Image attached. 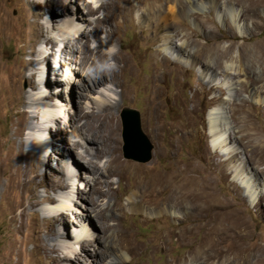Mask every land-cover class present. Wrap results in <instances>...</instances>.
I'll return each mask as SVG.
<instances>
[{"label":"rangeland","instance_id":"1","mask_svg":"<svg viewBox=\"0 0 264 264\" xmlns=\"http://www.w3.org/2000/svg\"><path fill=\"white\" fill-rule=\"evenodd\" d=\"M0 1L3 3L4 12L11 18L12 23L8 29L0 30L1 87L5 85L6 81L4 68L17 65L20 61L26 62L33 59L34 65L38 68L35 80H39L38 82L45 78H49L51 82L56 80L58 85L54 90L56 92L65 91L63 94H59L67 102L66 104L62 102L63 105L59 108H53L50 99L39 100L40 91L31 90L27 82L22 81L18 86L24 91V96L38 100L18 108L21 98L13 94V103L17 109H9L6 99L0 92V159L6 148L15 140L16 142L21 140L25 150L32 147L34 129H28L26 125L20 136L16 134L17 125L14 122L20 121L16 110H24L27 117L32 118L29 123L36 126L40 131L38 133L42 136L41 143L36 148L37 154L32 155L33 166L36 167L39 174L38 180L42 182L40 186L36 188L22 186V177H16L11 184L13 187L15 184L18 186L8 190L6 186L9 181H7L9 170L7 169V171L6 167L3 170V166L1 167L0 264H31L32 260L24 253V250L31 249L29 240L33 235L34 220L28 216L23 219L22 226L15 229L11 217L16 215L19 218V206L32 200L33 195L41 198L46 194L53 196L56 201L53 203L40 202L29 208L28 213L30 215L34 213L39 221L43 217H55L56 213H62L61 218L63 217L64 221L54 225V232L58 238L53 243L59 245L57 255L59 257L70 255L69 253L72 251L77 254L78 259L73 260L71 264H86L81 259L82 253L79 251L78 242L88 238L92 231L88 227H83L88 230L87 233L84 231L80 233V238H76L75 235L76 229L82 224L83 199L79 196L86 197L90 184L87 183L86 174H83L82 171L77 172L71 163H66L65 157L55 154L51 150L57 149L64 153V148L71 146L72 142H77L81 147L84 145L83 119L80 122L73 121V125L70 127L67 125V115H71L73 112L70 107V99H75V103H79L82 111L86 113L95 110V105L92 102L117 101L119 88L107 85L88 89V92L81 89L80 86L84 83L82 79L84 71L80 67L79 70L71 74L67 72L71 81L69 84L66 79L63 81V76L53 75V72L57 70L55 63L59 60V53L56 48L51 49L50 54L45 58L46 65L43 66L44 62L42 58L39 59L37 53L42 51L44 46L38 41L34 43L32 22L36 10L30 3L35 4V2L41 1L39 3L40 16L37 20L47 26L50 35L56 36L61 33L60 29L65 25L66 15L58 21L53 20L45 11L47 2L43 4V0ZM57 1L61 2L65 6V10L70 13L75 12L74 7L76 6L79 9L82 8L90 20L89 24L83 25L87 29L93 26L94 21L101 20L106 16L104 8H101L99 12L95 11L97 6H93L91 0ZM202 1L205 2V7L207 6L203 9L205 11L202 15L208 17L209 26L202 28L198 18H195L196 20L182 18V25L187 28V31H181L175 41L178 44L183 43L185 42V33H192L200 46L199 48L211 50V54L206 60L211 67L210 72L205 71L198 59L194 60L193 58V66L183 64L184 61H190L191 58L186 55L178 58L175 53L172 54V51H165L158 42L150 40L153 39L152 34H149L150 39L146 38L147 31H139L143 29V26L138 23L137 13L133 15L132 19H127L122 26H119L118 41H114L111 46L103 44L102 46L106 52H119L123 55L132 71L131 78L127 76L121 78L120 85L127 87L129 94L116 111L120 158L129 164L146 167L152 172L162 170L170 162H177L184 170L196 169L195 180L197 179V183L205 186L203 190L205 193H210V196L220 203V210L211 212L214 221L211 226H208L209 229L200 224L196 225L193 234L179 245L168 240L161 243L158 238V228H179L187 225L189 220L198 214L200 207L204 206L198 199L190 200L182 197L177 210L168 209L162 217L147 221L143 220V216L140 214L131 215L128 210L121 218V228L127 234H134L136 241L149 240V245L156 246L154 253L138 259L141 264H161L171 258H178L179 264H264V0ZM83 2H86L84 7L81 6ZM213 4L217 5L216 11L222 15V24L211 19L214 15ZM229 8L239 12L238 20L243 24L245 36H237L230 27L226 11ZM196 13H199L197 9ZM206 31H209V34ZM100 35L103 37V32ZM87 47H94V43L89 42ZM190 49V52L193 53L197 47L191 46ZM163 55L182 66L177 65L179 68L177 76L173 72H167L164 76L159 77L158 83L151 86L149 78L153 71L159 70L160 57ZM69 57L66 56V58ZM76 57L78 58L79 55ZM109 63L111 64V62ZM25 68L26 75L31 73L30 67L26 66ZM226 70L227 74H225ZM205 74L207 77L204 76ZM208 79H213L210 89L208 88L210 84L208 87L204 85ZM66 87L67 89H65ZM45 89H42L45 93H50L53 90ZM81 91L86 96L76 98ZM154 91L157 92L156 95H154ZM153 102H161L160 108L154 107ZM125 108L139 113L141 130L152 145L151 158L146 163H137L123 157L120 114ZM216 108H221L230 128V140H226L223 149L225 148L226 151L233 149L234 153L231 152L228 155L220 154L210 148L211 136L208 132L206 114L208 110ZM44 110H51L58 114L57 125L65 137V141L60 142L57 136L46 134V129L51 127V124L46 121L47 124L44 119L40 120L39 113ZM173 127H178L180 130L178 137L173 134ZM51 133L53 134V132ZM226 136L224 134L223 137L226 139ZM77 151L79 152L80 148H77ZM48 155L51 157L48 165L45 162L42 165H37V161L46 160ZM239 163H243L247 172L251 173L252 179L255 180L256 187L263 191L258 194L253 205L243 196L241 187L231 179L230 169ZM102 164L101 162L100 166ZM58 171H62L63 174L60 175ZM67 177L69 180L65 189L45 193L49 184ZM107 181L112 190L119 195L118 203L125 206L128 198L127 193L131 186L129 176L124 177L117 186L115 176L109 177ZM104 202L105 200L99 201V204L102 205ZM62 205L65 206L63 209L60 208ZM222 213L224 215H221ZM218 214L219 216H216ZM209 231V240L216 241L217 247L223 250L224 256L223 254L220 255V258L215 256L214 246L208 244L206 248V244L200 243L199 240ZM9 246H15V250L19 251L20 255L17 257L10 253ZM89 248L92 252V247ZM190 249H193L195 254L193 263L190 262L191 258L187 254ZM108 261L100 264H108Z\"/></svg>","mask_w":264,"mask_h":264},{"label":"bare ground","instance_id":"2","mask_svg":"<svg viewBox=\"0 0 264 264\" xmlns=\"http://www.w3.org/2000/svg\"><path fill=\"white\" fill-rule=\"evenodd\" d=\"M46 2L45 11L49 13V16L53 20L58 21L65 15L67 18L64 22L65 25L60 29L62 30L61 33L56 36L50 35L47 31V26L39 23L37 20L40 16L39 3H41V1L35 2V4L33 2L30 3L36 10V14L33 16L34 21L32 22L34 43L38 41L44 46L43 50L37 53L39 59L42 58L44 62L43 66L46 65L45 58L50 54L51 49L53 50V48H56L59 53V60L55 63V68H57V70L53 72V75L63 76V81L66 79L68 81L67 84L71 83L69 80L70 76L69 74L67 75V72L71 74L79 70L80 67L84 71V78L82 77L84 83L80 86L81 89L88 92V89L105 87L107 85L119 88L117 101H103L101 103L98 101L92 102L95 105V110L86 113L82 111L79 103H75V99H70V107L73 109V112L71 115H67V125L70 127L73 125V121L78 120V122H80L83 119L82 127L84 133L82 136L84 145L81 147L77 142H72L71 146L64 148V153L57 151V149L51 150V152L65 157L66 163H71L73 165L72 167L74 169L76 168L77 172L82 171L83 174H86L87 183L90 184L86 192V197L79 196V198L83 199V214L82 224L76 229L77 233L75 236L76 238H80V233L83 231L87 233L88 230L83 229V227H88L92 231L91 235H88V238L86 237L84 241L78 242L79 251L82 253V261L86 264H100L106 260H109L108 264H141L138 260L140 257H147L155 252L156 246L149 245V240L136 241L134 234H127L121 228V218L128 210L131 212V215L140 214L143 216V220L147 221L162 217L166 214L168 209L177 210L182 197L190 200L198 199L204 204V206L200 207L198 210V214L190 219L189 223L183 227H159V241L164 243L168 240L169 242H174L176 245H179L193 234L196 225L200 224L204 228L209 229L208 226H211L214 221L211 212L216 210L219 211L220 203L211 197L210 193L208 194L203 191L205 189L204 185L197 183V179L195 180L194 178V175L197 174L196 169L184 170L181 169L177 162H170L162 170L152 172L146 167L129 164L120 158L118 151V120L116 111L129 94V89L120 85L121 78L126 76L131 78L132 71L127 65L123 55L119 52H106L104 46H102V44L111 46L114 41H118L119 26H122L127 19H132L133 15L137 13L138 23L143 26V29L139 31H147L148 35L146 38L150 39L149 34H152L153 39L150 40L158 42L165 51H172V54L175 53V56L178 58L185 55L191 58L190 61H184L183 64L193 66V58L194 60L198 59L205 71H209L211 67L206 60L210 56L211 50H202V48H199L200 46L192 33H185V42L183 43L178 44L175 41L176 36L179 35L181 31H187V28L182 25V18H198L202 28L208 25V17L202 15L205 11H203V9L207 7H205V2L202 0H91L93 6H97L95 11L99 12L101 8H104L106 10V16L101 20L94 21L92 23L93 26L89 29L83 26L85 23L89 24L90 20L87 18V13L84 12L82 8L79 9V7L76 6L74 7L75 12L70 13L65 10V6L57 0H43L42 3L44 4ZM85 4L86 2H83L81 6L84 7ZM196 9L199 13H196ZM212 9L214 10V15L211 19L222 24L223 18L220 12L216 11L217 5L213 4ZM226 11L227 20L233 32L237 36H245L246 32L244 31L243 24L239 23L238 20L239 12L232 8ZM11 24V18L4 12L3 3L0 1V30L8 29ZM70 32L71 34H69ZM102 32L104 34L103 37L100 35ZM206 32L209 34V31ZM89 42L94 43V47L88 48L87 45ZM191 46L197 47V50L195 52L193 51V53L190 52ZM76 55H79V57L77 58ZM60 56L63 62H60ZM66 56L70 57L66 58ZM173 61L166 55L160 57L161 64L159 70L153 71L149 78L151 86L158 83L159 77L164 76L167 72H173L176 76L178 75L179 68L177 65L180 64ZM109 62H111V64ZM26 66L31 68V73L27 75ZM3 71L6 74V81L5 85L2 87L0 85V92H2L3 97L6 99L9 109H17L13 103V94L21 98L18 108L38 100H33L24 96V91L18 86L22 81H26L31 90L40 91L39 100L50 99L53 103V108L61 107L63 105L62 102H64V104L67 103L65 98L59 94H63L65 91L56 92L54 90L58 85L56 80L52 82L49 78H45L43 81L41 79V82L35 80L38 68L34 65L33 59H29L26 62L20 61L17 65L4 68ZM225 74H227V70ZM204 76H206V74ZM212 81L213 79H208L204 85L208 87L210 84V87H208L210 89L212 88ZM43 88H51L53 90L50 93H45V91L42 90ZM65 89H67V87ZM156 93L157 92L154 91V95H156ZM84 96L86 95L81 91L76 98L79 99ZM153 106L160 108L161 102H153ZM16 113L20 117V119H18L20 121L16 120V122H14L17 125L16 134L18 136L22 134V130L25 129L26 125L28 129H34L32 147L25 150L21 140L17 142L15 140L16 143L12 142L1 156L0 162L2 163L0 171L2 170V166L3 170H5V167L6 170H9H7L8 172L6 171L8 174L7 181H9L7 186L5 185L8 190H11L13 187L11 183L16 177H22V186L36 188L40 186L42 182L38 180L39 174L36 167L33 166L34 159L32 155L37 154L38 150L36 148L40 145L42 136L38 133L40 132L38 131L39 129L29 123L32 118H28L24 110H16ZM39 114L40 120L44 119L45 122L48 121L51 124V127L46 129V134L48 136H57L60 142L63 140L65 141V137L61 134L59 125H57L58 114L51 110H44ZM206 120L208 132L211 136L210 148L213 151L225 155L233 152V149L228 151L224 150L225 148L223 149L226 140H230V128L227 125L225 115H223L221 108L208 110ZM172 130L173 134L178 137V133L180 132L178 127H173ZM51 132H53V134ZM224 134L227 135L226 139L223 137ZM47 141L49 142V140ZM77 148H80L79 152ZM50 160L51 157L48 155L46 156V160L42 159L37 161V165H42L43 162L48 165ZM101 162L103 163L102 166H100ZM58 173L60 175L61 173L63 174L62 171H58ZM230 173L231 179L241 187L243 196L253 205L257 200L258 194L263 191L256 187L255 180L252 179L251 173L247 172L243 163L233 166V169H230ZM111 176L116 177V186L124 177L129 176L130 178L131 186L130 191L127 193L128 198L125 206L118 203L117 200L119 199V195L112 190L110 183L107 181ZM68 180L67 177L52 182L46 187L45 193L65 189ZM16 186H18V184L14 185V187ZM6 193L9 194V192ZM76 193L78 194V192ZM103 200H105L104 204L100 205L99 201ZM55 201L56 199L49 194L41 198L33 195L32 200L19 206V218H17L16 215L11 217V222L15 229H19L22 226L23 219L28 216H31L34 220L35 226L33 227V235L29 240L31 249L24 250V253L31 258V264H71L73 260L78 259L77 254L72 251L71 253L68 252L70 255L66 254L61 257L57 255L59 245L53 243L56 238H58L57 234L54 232V225L57 222L64 221V218H61L62 213H56V218L43 217L40 221L36 218L34 213H31V215L28 213L29 208L40 202L53 203ZM63 207L65 206H60L62 209ZM225 212L227 213V211ZM221 215L224 214L222 213ZM216 216H219V214ZM73 231L75 230L73 229ZM209 233L210 231L205 233L199 241L202 244H206V248L208 244L214 246L213 253L220 258V255L224 252L217 247L216 241L213 242L209 240ZM225 235L227 236V234ZM89 247H92V252H90ZM9 250L14 256L18 257L20 255L19 251L15 250V246H9ZM205 251L208 253L206 249ZM187 254L191 258L190 262L193 263V258L195 257L193 249H190ZM161 264H179V259L171 258L168 261H163Z\"/></svg>","mask_w":264,"mask_h":264},{"label":"water","instance_id":"3","mask_svg":"<svg viewBox=\"0 0 264 264\" xmlns=\"http://www.w3.org/2000/svg\"><path fill=\"white\" fill-rule=\"evenodd\" d=\"M122 126L123 157L137 163H146L151 158L152 145L141 130L139 113L123 109L120 114Z\"/></svg>","mask_w":264,"mask_h":264}]
</instances>
